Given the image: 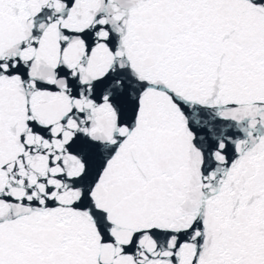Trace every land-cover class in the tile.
Returning a JSON list of instances; mask_svg holds the SVG:
<instances>
[{"label":"snow or ice","instance_id":"6c2138e0","mask_svg":"<svg viewBox=\"0 0 264 264\" xmlns=\"http://www.w3.org/2000/svg\"><path fill=\"white\" fill-rule=\"evenodd\" d=\"M0 264H264V0H0Z\"/></svg>","mask_w":264,"mask_h":264}]
</instances>
